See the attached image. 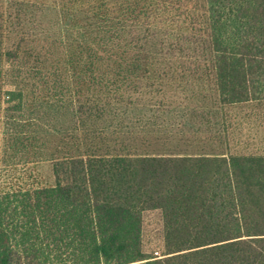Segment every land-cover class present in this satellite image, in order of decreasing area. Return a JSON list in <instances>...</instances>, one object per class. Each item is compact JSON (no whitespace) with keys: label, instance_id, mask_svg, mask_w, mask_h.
Masks as SVG:
<instances>
[{"label":"trees","instance_id":"obj_1","mask_svg":"<svg viewBox=\"0 0 264 264\" xmlns=\"http://www.w3.org/2000/svg\"><path fill=\"white\" fill-rule=\"evenodd\" d=\"M262 104L264 0H0V264H264Z\"/></svg>","mask_w":264,"mask_h":264},{"label":"rangeland","instance_id":"obj_2","mask_svg":"<svg viewBox=\"0 0 264 264\" xmlns=\"http://www.w3.org/2000/svg\"><path fill=\"white\" fill-rule=\"evenodd\" d=\"M262 107V108H261ZM253 123L250 127L251 137L244 135L241 146L253 151H264V104L253 110ZM54 183L52 162L37 160L28 163H0V191L18 187L49 186ZM163 232L160 211L147 210L142 215V246L152 256L163 254ZM155 251L158 252L155 255Z\"/></svg>","mask_w":264,"mask_h":264},{"label":"built area","instance_id":"obj_3","mask_svg":"<svg viewBox=\"0 0 264 264\" xmlns=\"http://www.w3.org/2000/svg\"><path fill=\"white\" fill-rule=\"evenodd\" d=\"M154 253H155V255H157V254H158V252H157V251H155Z\"/></svg>","mask_w":264,"mask_h":264}]
</instances>
